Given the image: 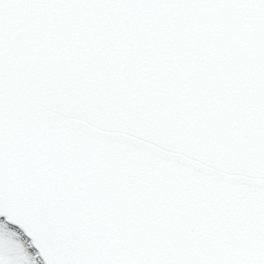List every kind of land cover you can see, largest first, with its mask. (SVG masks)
<instances>
[{"label":"snow or ice","instance_id":"1","mask_svg":"<svg viewBox=\"0 0 264 264\" xmlns=\"http://www.w3.org/2000/svg\"><path fill=\"white\" fill-rule=\"evenodd\" d=\"M0 264H264V0H0Z\"/></svg>","mask_w":264,"mask_h":264}]
</instances>
